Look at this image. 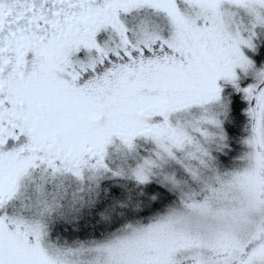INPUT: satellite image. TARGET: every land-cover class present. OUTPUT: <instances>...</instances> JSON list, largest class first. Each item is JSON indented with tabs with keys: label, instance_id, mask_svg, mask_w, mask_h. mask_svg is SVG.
<instances>
[{
	"label": "snow or ice",
	"instance_id": "1",
	"mask_svg": "<svg viewBox=\"0 0 264 264\" xmlns=\"http://www.w3.org/2000/svg\"><path fill=\"white\" fill-rule=\"evenodd\" d=\"M0 264H264V0H0Z\"/></svg>",
	"mask_w": 264,
	"mask_h": 264
}]
</instances>
